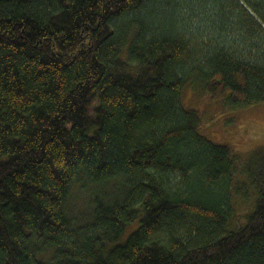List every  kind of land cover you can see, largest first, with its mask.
Wrapping results in <instances>:
<instances>
[{
    "label": "trees",
    "instance_id": "16d2710c",
    "mask_svg": "<svg viewBox=\"0 0 264 264\" xmlns=\"http://www.w3.org/2000/svg\"><path fill=\"white\" fill-rule=\"evenodd\" d=\"M188 88L264 103V0H0V264H264V145Z\"/></svg>",
    "mask_w": 264,
    "mask_h": 264
},
{
    "label": "rangeland",
    "instance_id": "374dc122",
    "mask_svg": "<svg viewBox=\"0 0 264 264\" xmlns=\"http://www.w3.org/2000/svg\"><path fill=\"white\" fill-rule=\"evenodd\" d=\"M188 88L184 97L187 107L198 105L202 110V132L209 138L231 146L233 152L245 153L264 145V103L242 107L237 113L222 101H204ZM198 106H196L198 108ZM223 107H226L225 110ZM199 109V108H198ZM246 160L240 157L239 164ZM240 205V212H245L247 204Z\"/></svg>",
    "mask_w": 264,
    "mask_h": 264
}]
</instances>
